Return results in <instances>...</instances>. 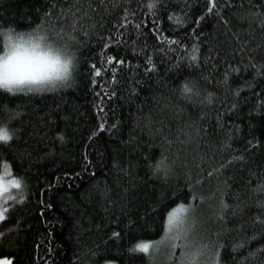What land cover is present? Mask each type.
Instances as JSON below:
<instances>
[{
    "label": "trees",
    "instance_id": "1",
    "mask_svg": "<svg viewBox=\"0 0 264 264\" xmlns=\"http://www.w3.org/2000/svg\"><path fill=\"white\" fill-rule=\"evenodd\" d=\"M62 2L75 4L68 24L44 16L50 0H0V53L2 29L11 27L15 37L45 20L46 34L57 45L69 42L79 62L68 87L0 89V122L20 129L19 139L0 148V174L10 163L27 182L23 201L3 203L12 207L0 221V257L10 264H176L179 248L171 260L164 249L155 259L129 249L159 239L167 211L185 203L194 206L189 239L220 240L221 264H264V224L256 221L264 217V190L257 189L264 184V75L249 67L264 57V28L238 18L257 5L264 12V0H243V9L236 0L238 15L225 10L228 26L205 13L206 0H160L155 9L152 0H93L96 9L88 0ZM74 19L76 41L51 30L60 24L68 31ZM243 41L251 53L238 50ZM193 44L199 59L190 63ZM108 55L126 63L108 62ZM188 81L194 91L182 95ZM158 161L167 176L153 173ZM221 200L229 205L223 220ZM211 262L207 252L200 258Z\"/></svg>",
    "mask_w": 264,
    "mask_h": 264
},
{
    "label": "snow or ice",
    "instance_id": "2",
    "mask_svg": "<svg viewBox=\"0 0 264 264\" xmlns=\"http://www.w3.org/2000/svg\"><path fill=\"white\" fill-rule=\"evenodd\" d=\"M99 3L103 4L104 0H99ZM159 3L160 0H152V2L149 3V8L155 9ZM58 4L60 6V11L56 12L55 10ZM88 4L92 9L99 7V5L94 3L93 0H88ZM255 7V11L252 7H249L247 10L243 11L242 14L238 15L236 10V0H224L223 4L220 3V0H206L205 13L207 15L218 17V19L223 22L224 26H228L229 19L227 18L225 11L228 10L231 11L234 16L238 15L239 19L248 18L251 21L257 22L261 28H264V12L259 10V5ZM73 8H75V4H69L67 8H65L62 0H50V3L45 9L44 16L50 20L51 17L55 15L58 21H63L64 24H68V15H75V13L71 11ZM240 8L243 9V0H241ZM217 9H220V11H217ZM76 11H80V9L76 8ZM153 14L155 15V13ZM126 15L127 13L124 18V25L128 24ZM169 19H172V17L169 16ZM200 19H202V17L198 18V20ZM41 23L44 27H41V24H38L30 32H19L16 33L15 37L12 35L13 29L11 27L2 29V31L7 33V42L5 43L4 51L0 53V89H6L9 93H41L69 86V82L72 80L73 71L77 70L79 67V62L74 54L77 50L72 49L69 42L57 45L56 42L46 34L49 30L47 21L42 20ZM75 24L76 19H74L71 25H69L68 31H66L60 24L52 25L51 30L56 34H66L69 41H76L77 37L75 33L77 29ZM90 27L95 28L96 26L93 24ZM137 28L139 29V25H137ZM57 29L59 30V33H57ZM117 31L119 32V29H117ZM87 34L88 33H85V35ZM177 43H179V41H177ZM243 45L244 46L238 49L240 52L243 53L245 50L249 53L252 52L251 48L246 47L247 41H243ZM103 47L108 48L109 44L106 42ZM181 47L183 48L185 46L181 45ZM192 50V54L189 57L190 63L199 59L196 55L199 51L197 45L193 44ZM70 51L73 54H69ZM133 51L135 52L136 49L133 48ZM6 53L8 54L7 57L5 56ZM146 59L148 61L147 67L150 70H156V65L152 62V58L148 56ZM249 60L253 61V56L250 55ZM107 61H114L120 65L126 63L125 59H120L113 55H108ZM205 62H207V58ZM6 63L8 66L7 75H5L4 72ZM232 67L234 71H240V69L235 68L234 66ZM249 67L254 71H259L261 75H264V71H261L264 70V57H261L259 65L255 62H251ZM91 68L96 74L101 72V68L97 67L95 63H91ZM225 75L227 76V73H225ZM113 79H115V77H113ZM204 79L209 80V77H205ZM92 82L95 83L96 81L93 80ZM179 91L182 95L191 94L194 91V86L190 81L184 82L180 86ZM236 94L239 95V89L236 90ZM196 95H199L198 91H196ZM212 95L213 94L209 92L206 99ZM188 98L190 99L191 95H189ZM12 118L14 117H10L9 119ZM8 123V121L0 122V148L10 145L14 138L19 139L17 133L20 129L10 128ZM104 127V124L99 125V128L101 129ZM115 127L117 126L113 125V128ZM57 135L63 140V135L61 133H57ZM91 138L92 137L90 136L89 139ZM87 159V156H85V160ZM8 169L7 176L9 178L0 175V202L7 203L10 200L14 202L17 198L20 201H23L25 199L23 193L27 188V182L22 175L17 176L13 174L10 163L8 164ZM161 170H163L165 176L168 175L169 169H167L166 166H163L161 161H158L153 168V173L157 174ZM189 187H191V185H189ZM257 189L264 190V184L258 185ZM14 192L16 194H14ZM201 199H203V197H201ZM3 203H0V221H4L7 218L9 215V208L12 207V205L4 207ZM220 204L221 211L218 213V217L223 220L226 215L224 209H228L229 205L224 200H221ZM47 207L51 208L52 205L48 204ZM193 211L194 206L192 204H177L175 207L171 208V210L167 211L166 220L164 221V232L159 239L141 240L140 242L135 243L129 250L142 252L150 258L155 259L156 254L164 249L170 253V255H166V260H171L175 254V250L179 248L180 256L176 261V264H200V258L207 252L212 257L211 264H221L219 253L220 249L223 247V243L220 240L196 243L189 239L188 234L191 230V225L195 223V217L193 216L189 219L188 214ZM232 214H236V209L232 210ZM256 221L264 224V217L258 214L256 216ZM128 223L131 224L133 222L129 220ZM2 235L3 233H0V236ZM111 235L119 238L121 233L112 231ZM241 244L242 241H237L232 247L236 249L240 247ZM89 251L91 252V255H96V252L91 251V249H89ZM249 255H255V253L250 252ZM0 264H10V258L7 256L0 257ZM106 264H116V262L108 260L106 261Z\"/></svg>",
    "mask_w": 264,
    "mask_h": 264
},
{
    "label": "rangeland",
    "instance_id": "3",
    "mask_svg": "<svg viewBox=\"0 0 264 264\" xmlns=\"http://www.w3.org/2000/svg\"><path fill=\"white\" fill-rule=\"evenodd\" d=\"M8 170H9V169H5L0 175H4L5 178H9V177L7 176ZM0 203H3V202H0ZM3 206H4V205H3Z\"/></svg>",
    "mask_w": 264,
    "mask_h": 264
},
{
    "label": "clouds",
    "instance_id": "4",
    "mask_svg": "<svg viewBox=\"0 0 264 264\" xmlns=\"http://www.w3.org/2000/svg\"><path fill=\"white\" fill-rule=\"evenodd\" d=\"M7 53L5 54V56L7 57ZM4 72H5V75L8 74V66H7V63L5 64V68H4Z\"/></svg>",
    "mask_w": 264,
    "mask_h": 264
}]
</instances>
